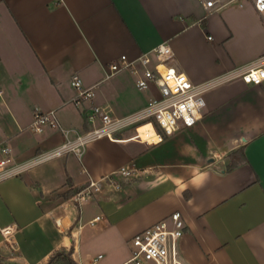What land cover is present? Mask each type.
Returning a JSON list of instances; mask_svg holds the SVG:
<instances>
[{
	"label": "crops",
	"instance_id": "crops-1",
	"mask_svg": "<svg viewBox=\"0 0 264 264\" xmlns=\"http://www.w3.org/2000/svg\"><path fill=\"white\" fill-rule=\"evenodd\" d=\"M204 1L0 0V160L23 163L64 141L61 129H33L37 108L56 109L68 129L89 127L85 106L71 101L74 73L95 86V103L117 116L144 107L154 86L139 88L127 70L106 76L121 54L135 58L167 42L175 65L195 83L255 62L264 53V17L253 0H220L225 5L210 13ZM204 97L203 118L159 143L101 138L80 156L69 152L0 180V228H17L0 256L45 264L55 249L73 245L77 262L91 264L102 254L84 260L75 236L101 215L90 225L105 230V264H125V239L130 245L137 231L180 210L187 264H264V81H222ZM141 130L156 139L149 126ZM239 147L247 160L227 170V154ZM122 165L137 170L105 177ZM68 180L101 187L82 204L75 194L60 196Z\"/></svg>",
	"mask_w": 264,
	"mask_h": 264
},
{
	"label": "built area",
	"instance_id": "built-area-1",
	"mask_svg": "<svg viewBox=\"0 0 264 264\" xmlns=\"http://www.w3.org/2000/svg\"><path fill=\"white\" fill-rule=\"evenodd\" d=\"M254 6L264 17V0H253ZM225 4L220 0H205L207 12L219 9ZM174 52L167 42H162L143 52L135 58L121 54L112 62L106 76L110 77L118 72L127 70L136 76L139 88L157 90L158 94L151 96L146 105L138 111L125 116H117L109 106L95 103L96 89L94 85L86 86L79 74L74 73L71 84L76 89L72 102L85 106V119L89 127L85 130L64 127L57 115L56 109L43 111L35 109L33 129L42 130L44 126L61 129L65 135L64 141L56 148L33 156L23 163L10 165L6 159L0 160V180L12 174H18L27 167L45 160L73 152L80 156L87 144L93 140L108 138L110 140H136L147 144H156L172 135L184 126H191L203 118L206 111L204 93L222 81L241 78L246 83L261 84L264 81V53L253 63L231 69L220 76L211 78L202 83H195L181 71L173 62ZM149 126L156 139L143 138L142 130ZM129 131L128 136L119 134ZM73 132V136L70 132ZM3 151L9 153L11 148L3 146ZM136 167L122 165L113 173L105 176L112 180L114 174L124 178L133 176ZM116 186L119 185L116 183ZM101 183L90 180L88 185L76 193L74 198L80 199L92 194L93 190L100 189ZM102 216L97 215L89 221L95 224ZM15 225L0 228L1 243L13 245ZM185 231V221L180 210L172 211L153 224L137 231L130 239L132 243L131 257L126 263L132 264H187L180 253L179 242ZM101 257V255L99 256ZM96 260V259H95Z\"/></svg>",
	"mask_w": 264,
	"mask_h": 264
},
{
	"label": "rangeland",
	"instance_id": "rangeland-1",
	"mask_svg": "<svg viewBox=\"0 0 264 264\" xmlns=\"http://www.w3.org/2000/svg\"><path fill=\"white\" fill-rule=\"evenodd\" d=\"M153 94L157 95L158 91L152 90ZM94 197L92 196H86L84 198H80V201L82 204H85V202H89L90 200H93ZM105 230H101L100 227L98 226H92L90 224L84 225L78 233H76L75 236V241L79 243L80 248L82 252H84V260H90L92 257H96L98 253H101L102 256L95 262L91 264H105L106 261L110 259V251H109V246L106 245V240L104 239L105 235ZM125 244V245H124ZM128 245V240L125 239V243L123 245V250L127 251L128 255L129 252L132 249V243H130L129 240ZM2 257V256H1ZM130 257H131V252H130ZM7 260V258L2 257ZM127 264H132V263H127Z\"/></svg>",
	"mask_w": 264,
	"mask_h": 264
},
{
	"label": "trees",
	"instance_id": "trees-1",
	"mask_svg": "<svg viewBox=\"0 0 264 264\" xmlns=\"http://www.w3.org/2000/svg\"><path fill=\"white\" fill-rule=\"evenodd\" d=\"M201 24L205 25V20H201ZM228 161L226 163V169L232 170L239 166L241 163L245 162L247 160L246 154L244 152L243 147L235 148L231 150L228 154ZM68 188L66 191L62 192L60 196H63L65 198L72 197L77 192L84 189L88 183L80 184V185H74L70 180L67 182ZM74 246L71 245L69 247L67 246H60L57 249H55L51 255L49 256L47 262L45 264H79L77 260L74 258ZM0 264H25L22 262H10L0 256Z\"/></svg>",
	"mask_w": 264,
	"mask_h": 264
}]
</instances>
